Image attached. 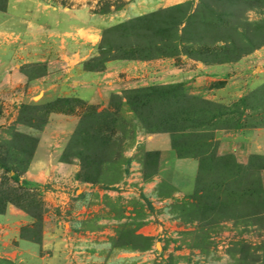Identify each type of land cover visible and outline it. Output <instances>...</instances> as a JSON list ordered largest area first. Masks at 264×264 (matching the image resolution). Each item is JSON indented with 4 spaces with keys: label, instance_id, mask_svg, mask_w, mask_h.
<instances>
[{
    "label": "rangeland",
    "instance_id": "374dc122",
    "mask_svg": "<svg viewBox=\"0 0 264 264\" xmlns=\"http://www.w3.org/2000/svg\"><path fill=\"white\" fill-rule=\"evenodd\" d=\"M121 5L119 0L101 1L99 11ZM5 7V0H0V9ZM113 28L103 34L104 49L87 68L99 67L111 57L184 55L208 63L236 62L264 48V0H191ZM34 71L39 73L41 67ZM260 73L256 70L255 81L226 101L204 98L186 79L128 90L123 102L107 107L56 100L52 110L77 117L59 160L63 168L69 164L76 169L72 176L55 171L52 182L40 187L18 180L31 159L36 137L20 133L12 124L1 126L0 212L10 205L40 222L32 226L36 241L42 232L40 224L51 223L48 233L56 235L57 250L49 247L36 254L37 250L19 248L13 259L0 253V264H105L104 260L63 257L81 230L140 253V258L125 264H264V156L238 165L231 157L217 156L214 137L220 130H264V74ZM0 112L10 110L0 105ZM153 133L169 134L178 156L198 160L193 194L176 196L166 182L141 184L143 179L133 175L142 172L133 162L155 159L142 151L144 138ZM59 179L66 183H58ZM74 179L97 187L103 200L78 202ZM47 192L67 197L60 202L56 198L53 204L46 199ZM148 194L154 196L153 205ZM82 205L87 210L99 206L97 221L104 222L89 217L80 228L66 232L63 225L76 220ZM157 214L176 217L179 223L158 220ZM29 232L26 227L20 235L26 237ZM75 251L69 252L74 255ZM33 253L39 258L28 260Z\"/></svg>",
    "mask_w": 264,
    "mask_h": 264
},
{
    "label": "crops",
    "instance_id": "0c3cea01",
    "mask_svg": "<svg viewBox=\"0 0 264 264\" xmlns=\"http://www.w3.org/2000/svg\"><path fill=\"white\" fill-rule=\"evenodd\" d=\"M101 1L109 0H5V9H0V105L10 110L9 114L0 112V127L12 124L20 133L36 137L31 159L18 180L40 187L52 182L55 171L62 170L72 176L76 169L69 164L63 168L59 160L77 117L52 110L56 100H77L89 106L107 107L113 102H123L128 90L186 79L192 87H198L197 93L204 98L226 101L235 98L244 85L255 81L256 70L264 74V48L236 62L208 63L179 55L145 60L111 58L99 67L87 68L89 61L94 62L100 56L106 30L191 0H119L122 2L120 8L109 6L105 12L99 11ZM36 66L41 67L37 74ZM211 84L218 86L211 87ZM214 137L217 156L231 157L238 165H247L253 156H264V130H220ZM142 151L155 159L151 162L140 158L133 162L142 169L133 174L143 179L141 184L153 180L166 182L176 196H189L196 191L199 162L195 158L178 156L169 134L147 135ZM45 172L48 177L43 176ZM74 184L78 202L85 198L103 200L102 193L97 187L92 189V184L77 179ZM66 197L46 193V199H51L53 204L56 198L60 202ZM148 199L153 205L154 196L148 194ZM80 208L76 220L71 225H63L66 232L71 227L80 228L89 217L96 223L104 222L97 221L101 215L99 206L88 210L84 205ZM150 217L154 215L150 213ZM156 217L169 220L171 225L179 223L176 217L169 219L160 214ZM37 223L40 222L18 209L4 206L0 212L2 256L13 259L19 255V248L37 250L36 254L49 247L57 250V243L53 241L56 235L48 233L51 223L48 227L40 224L42 232L38 241L33 237L32 226ZM26 227L30 232L23 237L20 232ZM95 235L96 232L85 230L76 233L75 241L64 251L63 257L70 259L72 256L71 261L75 258L88 262L98 259L106 261L105 264H125L123 262L141 257L139 252L112 246L109 239H99ZM11 238H15V242ZM73 248L76 249L74 255L69 252ZM36 254L28 260L39 258ZM116 260L119 263H115Z\"/></svg>",
    "mask_w": 264,
    "mask_h": 264
},
{
    "label": "trees",
    "instance_id": "16d2710c",
    "mask_svg": "<svg viewBox=\"0 0 264 264\" xmlns=\"http://www.w3.org/2000/svg\"><path fill=\"white\" fill-rule=\"evenodd\" d=\"M143 17V16H142ZM126 23V22H125ZM124 24V23H123ZM123 24H121V25H123ZM121 25H118V26H121ZM113 29H115V28H111V29H108V30H106V31H109V30H113ZM106 31L104 32V34L106 33ZM104 37V36H103ZM104 48H103V46H102V50H103ZM111 58H115V59H142V60H145L146 59V57H144V58H134V57H125V58H123V57H111ZM111 58H109V59H111ZM194 59V58H193ZM197 60H200V59H197ZM172 146H173V144H172ZM175 150H176V147L174 146L173 147Z\"/></svg>",
    "mask_w": 264,
    "mask_h": 264
},
{
    "label": "built area",
    "instance_id": "2783aa9c",
    "mask_svg": "<svg viewBox=\"0 0 264 264\" xmlns=\"http://www.w3.org/2000/svg\"><path fill=\"white\" fill-rule=\"evenodd\" d=\"M59 181H62L63 183H66L64 180H61V179H59L58 180V183H59ZM162 238V237H161ZM152 254L154 253V250L153 251H150ZM155 255V254H154ZM156 256H159V254L156 252Z\"/></svg>",
    "mask_w": 264,
    "mask_h": 264
}]
</instances>
